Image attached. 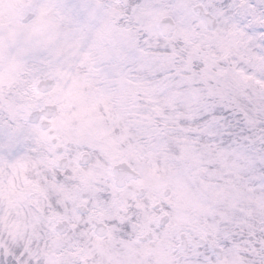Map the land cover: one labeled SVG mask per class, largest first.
<instances>
[{
    "label": "snow or ice",
    "instance_id": "6c2138e0",
    "mask_svg": "<svg viewBox=\"0 0 264 264\" xmlns=\"http://www.w3.org/2000/svg\"><path fill=\"white\" fill-rule=\"evenodd\" d=\"M0 264H264V0H0Z\"/></svg>",
    "mask_w": 264,
    "mask_h": 264
}]
</instances>
